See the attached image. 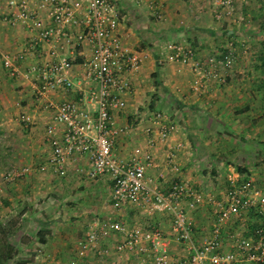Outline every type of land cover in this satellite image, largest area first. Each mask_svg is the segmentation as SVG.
I'll return each instance as SVG.
<instances>
[{"label":"crops","instance_id":"crops-1","mask_svg":"<svg viewBox=\"0 0 264 264\" xmlns=\"http://www.w3.org/2000/svg\"><path fill=\"white\" fill-rule=\"evenodd\" d=\"M186 1L189 0H164V29H160L157 19H154V35L149 36L170 37L162 42L160 54L154 48L140 46L143 45L142 38L149 34L150 27L147 24L142 22L145 29L133 30L126 24L130 16L124 13L119 26L123 43L130 48H142L146 54L138 69L129 74L130 88L124 95V107L110 113L108 127L111 129V149L117 157L124 159L130 157L135 146L150 151L152 163L146 167L145 175L162 191L167 189L172 179L185 180L191 186L193 182H199V174L195 172L197 165L205 161L212 166L211 172L220 170L222 166L229 168L230 162L223 152L229 151L236 159L242 158V154L237 156V152L245 150L240 142L245 144L257 140L264 145V135L257 137V133L264 132V0H252L244 6L242 19L245 27H237V20L236 28L233 26L234 29L227 30L223 27L216 29L205 16V23L202 22L203 16L198 13L187 15L194 7L192 4L198 1ZM3 3L4 0H0V4ZM41 20L42 24L49 21L43 13ZM30 33L19 23H0V164L5 162L17 167H30L28 172L5 183L7 190L0 199V248L6 249L11 256L3 264H64L66 257L76 255L90 219L108 215L120 220L125 226L144 225L145 221L151 220L160 228L168 253L178 258L185 256L188 252L186 247L173 238L170 215L165 211H154L147 218L131 203L112 208L109 177L102 174L89 178L77 170V167L88 166L85 155L68 163L63 175L37 169L49 154L44 131L53 108L45 106V100L56 103L64 98L78 99L91 84L82 79L79 66L82 54L86 52L85 42L60 49L61 54L74 61L67 75L70 85L68 90L58 87L49 92L46 99L37 101L33 94L31 75L17 74L15 78H9L7 69L1 64V54H13L20 50ZM229 34L235 37L234 60L229 71L217 67L219 72L223 71L226 79L219 87L217 80L210 79L203 81L198 90H193L191 83L196 74L189 66L165 59L167 49L163 48V43L167 40L190 45L194 56L199 59H205L208 55L220 56L224 51L221 46L227 42L223 38ZM244 39L247 40L248 49L243 52L240 40ZM219 40L222 43L217 45ZM47 47L46 44L38 47L43 58ZM36 60L38 58L29 57L16 60L15 63L22 73L29 63ZM162 105L165 106L163 110L175 118L177 131L165 143L156 140H151V143L149 139H155L156 136V125L151 113L162 110ZM21 113L31 115L32 121L21 122L18 119ZM221 126H225L223 130ZM119 127L127 128L116 131ZM219 131L222 134L230 132L235 136L234 139L230 136L232 142L236 143L234 148L226 144L230 142L228 138L224 142L221 140V144L216 142ZM175 141L181 143L175 153L179 166L177 171L170 169L165 160L167 145ZM261 160L264 164V154ZM252 162L247 160L246 165H252ZM249 170L251 168L246 169ZM55 175L58 178H53ZM216 192L204 193V200L193 207L187 206L189 197L182 198L191 222L192 239L196 244L210 234L215 204L208 201L207 197H216ZM29 227L35 231V240L25 237L26 240L14 244L9 242L14 231ZM37 230L43 233V241L38 239ZM120 238L119 232L109 234L99 242L101 246L107 247V254L100 257L91 252L84 255L81 261L83 264H136V257L132 253L114 250L113 245ZM221 238L223 242L225 236L222 228ZM224 247L223 242L221 249Z\"/></svg>","mask_w":264,"mask_h":264},{"label":"built area","instance_id":"built-area-1","mask_svg":"<svg viewBox=\"0 0 264 264\" xmlns=\"http://www.w3.org/2000/svg\"><path fill=\"white\" fill-rule=\"evenodd\" d=\"M209 1L215 5V17L232 14L233 0ZM124 2L131 3L148 18L160 20L165 16L164 0H4L0 4V23H19L31 32L20 50L1 54V64L10 75L32 76L37 101L46 99L48 93L58 87L70 89L67 75L74 61L61 54L60 49L86 43L79 66L82 79L91 86L78 99L64 98L56 103L45 100V106L53 108L44 131L49 154L37 169L63 175L68 163L85 155L88 166L77 167V170L89 178L102 174L109 177L112 208L131 203L147 218L154 211L167 212L173 238L188 251L179 258L171 256L160 228L151 220L145 221L144 225L125 226L108 215L90 219L77 254L93 252L100 257L107 254L108 249L101 246L100 240L119 232L121 238L114 243V250L132 253L136 264H238L242 260L264 264V192L255 185L251 175L230 171L225 177L222 198L215 200L208 195L207 200L215 204L214 221L210 234L196 244L182 198L189 197L187 206L193 207L204 200V193L187 181L176 179L171 180L165 191L160 190L145 175L146 167L152 163L148 150L135 146L127 159L112 152L111 129L108 127L110 113L124 107V95L130 88L129 74L138 69L146 54L142 48H130L123 43L119 26L123 21ZM41 13L48 17L47 24H42ZM43 44L48 46L44 58L38 51ZM232 44V40L227 41L220 56L208 55L205 59L195 57L190 45L175 40L165 41L163 48L167 49L165 59L188 65L196 74L191 88L198 90L203 81H223L217 67L227 69L232 65ZM29 57L38 60L29 63L20 73L15 61ZM151 118L156 125V136L149 142L165 143L177 131V122L167 111L155 110ZM18 119L24 123L32 121L28 113H21ZM125 128L119 127L116 131ZM180 145L179 141L168 144L165 152L166 163L173 171L179 168L175 153ZM29 170L28 165L11 167L2 175L4 180L11 181ZM249 209L261 216L259 226L251 236L233 237L231 248L222 250V226L231 216L244 214ZM67 264H78V258L70 259Z\"/></svg>","mask_w":264,"mask_h":264},{"label":"rangeland","instance_id":"rangeland-1","mask_svg":"<svg viewBox=\"0 0 264 264\" xmlns=\"http://www.w3.org/2000/svg\"><path fill=\"white\" fill-rule=\"evenodd\" d=\"M193 1H198L197 4H192L194 7H191L192 11H188L187 15H194L195 13H198L200 15L203 16V20L202 22H204L206 19H208V21H210V25H213L216 29H220V28H225V30L227 29H232L233 26L234 28H236V22L238 20V26L239 28H243L245 26H243V19H242V14L244 13L245 9L244 6L248 5V2L252 1V0H233V11L231 15H220V17H215L214 16V8L215 5H213L209 0H189L186 1L187 2H193ZM190 9V8H189ZM122 12L123 13H127L130 16V19H128L126 21L127 26H129L131 29L138 31V29H145V25L147 24L148 27H150L148 29V36L146 38H142L143 40V45H140L141 47H147V48H154V51H158V53L160 54V49H161V44L164 40L166 39H170L169 36H158L156 35V38L151 37L149 35H154V19L153 18H148L146 16H143L142 13H139L138 10L133 7V5L124 2L123 6H122ZM193 18V16H192ZM151 19V20H149ZM144 22V26L142 25ZM162 22H164L162 19L157 20V25L160 29H164V26L162 24ZM205 23V22H204ZM178 24V21H177ZM179 24H183L180 23ZM139 25V26H138ZM184 25V24H183ZM233 28V29H234ZM156 32L158 30H155ZM231 33V32H230ZM139 35H141V33L138 32ZM154 39L156 41V43L154 44ZM223 40L226 41H233V46H234V41H235V37H233L232 35H226L225 38H223ZM223 42V43H225ZM238 42V41H237ZM240 42L244 45V50L242 49L243 45H240V49L241 51H247L248 49V45L247 40H240ZM219 43H222V41H218L217 45ZM225 49L226 47V43L224 46H221ZM236 49V47H234ZM234 53V52H233ZM234 60V58H233ZM233 65V62H232ZM232 65L227 68L224 69L226 71H229L232 67ZM219 72V70H218ZM9 76V78H15L14 75H10L8 73V71L6 72ZM223 77H224V73L219 72ZM226 82V79H223V81L218 82L219 85L218 87L221 85V83ZM162 109H165V106L162 105L160 106ZM160 108V109H161ZM225 126H221V130H223ZM226 131V130H225ZM218 133H220L219 135H216V142L220 143L221 140H226L225 138L230 139V142H226V144L228 146H232L234 148V146L236 145V143L232 142L231 137L234 139V135H231L230 132L229 133H224L222 134L221 131H219ZM264 135L263 133H257V137ZM207 136L204 138V140L206 141ZM255 139H259V138H255ZM245 141V140H243ZM207 143L209 144V142L207 141ZM222 143V142H221ZM220 143V144H221ZM241 145L245 148V150H242L237 152V156L242 154L244 156H242V158H235L236 156H233V154L231 152H223V156L228 158V161L230 162V164L228 165L229 168H227V166H222L220 167V170H217L215 172H211L210 169H212V166L209 164L208 161H205L202 164H198L197 165V171L195 172L196 174H199V182L195 181L192 184V187L196 188V189H200L203 193L208 192L209 194L213 193V191H217L215 194L216 197H214V199L219 200L222 198L223 196V192L225 190L226 187V182H225V177L226 175L230 172V171H238L237 166H243L245 169V172H240V173H248L249 175L256 176V179L254 181L255 185L262 191L264 192V164H263V160H261L262 154H264V145L260 144L257 140H254V142H249V143H242L240 142ZM219 151V150H218ZM236 153V152H235ZM246 153V154H244ZM236 155V154H235ZM247 158V159H246ZM254 159V160H251ZM249 160L250 164L247 166L246 165V161ZM11 167H17V165L11 163V164H7L5 162H2V164H0V184L2 187V193L0 192V199L2 194L5 193V191L7 190V182L4 180L3 178V173L4 171H6L7 169L11 168ZM21 167V166H20ZM247 168H251V171H246ZM218 169V168H217ZM254 171V173H253ZM53 178H58L56 175L53 176ZM15 180V179H14ZM13 181V180H11ZM51 193V192H49ZM53 194V193H52ZM54 195V194H53ZM56 196V195H54ZM69 203L71 202L70 200H67ZM214 208V207H213ZM145 220V219H144ZM261 217H257V216H248L247 213L244 214H240L238 216H231L222 226V233L225 236V239L223 240V242L225 243V247L224 249L222 248V250H227L230 249V243L233 237L235 236H248L251 232L248 230V225H251V223H256L259 224L261 222ZM25 230V232H24ZM85 230V229H84ZM231 235V236H230ZM82 236V235H81ZM35 240L36 236H35V231L32 227L29 228H24V229H18L17 231H14L13 234L10 236L9 238V242L14 244L16 242H18L19 240ZM82 239V238H81ZM222 242V244H223ZM77 251V249H76ZM91 252H87L86 254H77L74 257H66L65 263L68 262L70 259L72 258H78V264H83V261H81V259L85 258V256H87V254L89 255ZM85 255V256H84ZM95 256H98L96 254H94ZM104 256V255H103ZM86 262V261H84ZM30 264V263H28ZM87 264V263H85ZM238 264H256L255 262L249 261V260H242L240 261Z\"/></svg>","mask_w":264,"mask_h":264},{"label":"trees","instance_id":"trees-1","mask_svg":"<svg viewBox=\"0 0 264 264\" xmlns=\"http://www.w3.org/2000/svg\"><path fill=\"white\" fill-rule=\"evenodd\" d=\"M237 169L240 171V172H245V169L243 166H237ZM247 173V172H246ZM248 174V173H247ZM248 216H257V217H261L258 213H255L253 212L251 209H249L247 212ZM260 224V223H259ZM259 224H256V223H251V225H248V230L251 232L248 236H251L253 233H254V230L255 228H257L259 226ZM36 233L38 234V239L40 241H43L44 240V237H43V233L39 230L36 231ZM8 257H11L9 255V252L6 250V249H1L0 248V264H3V262H5V260L8 258ZM252 262H255L256 264H262V262H257V261H252Z\"/></svg>","mask_w":264,"mask_h":264}]
</instances>
